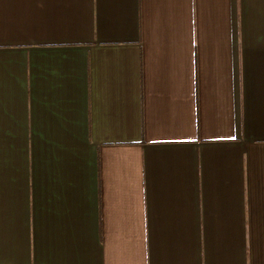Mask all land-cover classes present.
I'll list each match as a JSON object with an SVG mask.
<instances>
[{
	"label": "crops",
	"instance_id": "crops-1",
	"mask_svg": "<svg viewBox=\"0 0 264 264\" xmlns=\"http://www.w3.org/2000/svg\"><path fill=\"white\" fill-rule=\"evenodd\" d=\"M0 264H264V0H0Z\"/></svg>",
	"mask_w": 264,
	"mask_h": 264
}]
</instances>
